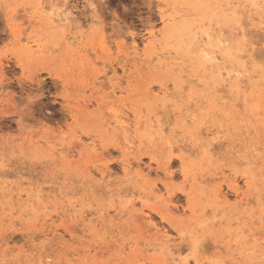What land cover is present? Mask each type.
Here are the masks:
<instances>
[{
  "label": "rangeland",
  "instance_id": "rangeland-1",
  "mask_svg": "<svg viewBox=\"0 0 264 264\" xmlns=\"http://www.w3.org/2000/svg\"><path fill=\"white\" fill-rule=\"evenodd\" d=\"M263 65L264 0H0V264H264Z\"/></svg>",
  "mask_w": 264,
  "mask_h": 264
},
{
  "label": "bare ground",
  "instance_id": "bare-ground-1",
  "mask_svg": "<svg viewBox=\"0 0 264 264\" xmlns=\"http://www.w3.org/2000/svg\"><path fill=\"white\" fill-rule=\"evenodd\" d=\"M227 5H228V4H227ZM259 9H261V8L259 7ZM238 10H239V9H238ZM236 11H237V10H236ZM244 14H245V13H244ZM242 21H243V20H242ZM240 23H241V22H240ZM244 27H245V26H244ZM248 32H249V31H248ZM248 35H249V34H248ZM150 36L153 37V34L150 33ZM182 40H183V39H182ZM195 40H196V39L194 38V41H195ZM194 41H193V42H194ZM154 42H155V40H153L151 43H154ZM248 42H250V41H248ZM178 43H179V42H178ZM191 43H192V42H191ZM194 43H195V42H194ZM245 44H246V43H245ZM248 44H249V43H248ZM193 45H194V46H195V45L198 46L196 43H195V44H190L189 46H192V48L194 49V46H193ZM246 46H247V45H246ZM247 47H248V49H249V46H247ZM152 48H154V47H152ZM192 48H188V50L190 49L189 51H192V50H193ZM194 50H196V49H194ZM194 50H193V51H194ZM245 51H246V49H245ZM245 51H243V53H242L243 55H245V53H244ZM248 51H249V50H248ZM250 51H251V50H250ZM161 52H163V51H161ZM167 53H168V52H167ZM190 53H191V52H190ZM195 53H196V52H195ZM247 53H248V52H247ZM247 53H246V54H247ZM191 54H192V53H191ZM242 54H241V57L243 56ZM253 54H254V53H253ZM167 55H168V54H167ZM211 55H212V54H211ZM211 55H210V56H207L206 52L203 53V58H202V59H203V62H204V61H205V62H206V61H212V60L214 59V57L211 56ZM164 56H165V54H164ZM238 56L240 57L239 54H238ZM245 56H246V55H245ZM245 56H244V57H245ZM206 57H207V59H206ZM241 57H240V58H241ZM173 58H174V57H173ZM176 58H177V57H176ZM164 59H165V58H164ZM166 59H167V57H166ZM166 59H165V60H166ZM255 59H256V58H255ZM257 59H258V58H257ZM259 59H260V58H259ZM259 59H258V61H260ZM173 60H174V59H173ZM184 60H185V59H184ZM187 60H188V59H187ZM174 61H176V60H174ZM256 61H257V60H256ZM169 62H170V61H169ZM166 64H167V63H166ZM173 65H174V63H173ZM203 65H204V63H203ZM232 65H233V64H232ZM263 66H264V65H263ZM232 71H233V70H232ZM228 72H229V71H227V73H228ZM236 73H237V72H236ZM236 73H235V74H236ZM191 74H192V73H191ZM218 74H219V72L217 73V75H218ZM231 74L233 75V73H231ZM231 74L229 73V75H231ZM220 75H221V74H220ZM185 76H186V75H185ZM198 76H199V75H198ZM218 76H219V75H218ZM234 77H236V76H234ZM231 78H232V77H231ZM188 79H189V78H188ZM188 79H186V81H187ZM213 79L216 80V79H218V78H213ZM213 79H212V80H213ZM192 81H193V80H192ZM182 82H183V81H182ZM188 82H189V81H188ZM208 82H210V81H208ZM220 82H221V81H220ZM210 83H211V82H210ZM180 85H183V83H181ZM263 85H264V84H263ZM210 86H211V85H210ZM214 86H215V85H214ZM214 86H213V87H214ZM180 87H181V86H180ZM215 88H217V87L215 86ZM165 89H166V88H165ZM161 91H162V90H161ZM164 91H165V90H164ZM167 91H168V90H167ZM112 97H113V96H112ZM237 99H238V98H237ZM163 107H164V106H163ZM117 116H120V115H116V117H117ZM163 118H164V117H163ZM113 119H114V118H113ZM115 120H116V119H115ZM115 120H114V121H115ZM116 121L118 122L116 125H117V127L119 128V130H126V129H128L129 126H128L124 121H122L121 118L117 119ZM161 122H162V121H161ZM140 123H141V122H140ZM141 124H142V123H141ZM127 126H128V127H127ZM124 132H125V131H124ZM120 133H121V132H120ZM77 143H78V142H77ZM204 151H205V150H204ZM249 159H250V158H249ZM253 223H255V222H253ZM165 243H166V242H165ZM171 259H172V257H171ZM224 263H225V262H224Z\"/></svg>",
  "mask_w": 264,
  "mask_h": 264
},
{
  "label": "snow or ice",
  "instance_id": "snow-or-ice-1",
  "mask_svg": "<svg viewBox=\"0 0 264 264\" xmlns=\"http://www.w3.org/2000/svg\"><path fill=\"white\" fill-rule=\"evenodd\" d=\"M206 59H207V57H206Z\"/></svg>",
  "mask_w": 264,
  "mask_h": 264
}]
</instances>
